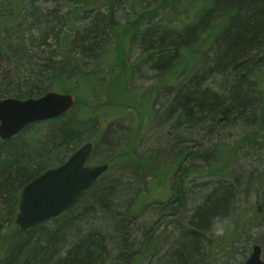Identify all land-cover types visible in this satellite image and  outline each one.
Returning <instances> with one entry per match:
<instances>
[{
  "label": "trees",
  "instance_id": "obj_1",
  "mask_svg": "<svg viewBox=\"0 0 264 264\" xmlns=\"http://www.w3.org/2000/svg\"><path fill=\"white\" fill-rule=\"evenodd\" d=\"M1 1L6 13L0 12V56L19 70L24 66L26 55L32 73L24 78L15 71L12 73L0 67V98L38 97L46 91L58 89V92L73 93L75 103L56 118L31 123L10 139L0 140V231L2 224L8 225L0 235V250L3 251L0 264H137L141 257L136 255L127 232L119 224L112 235L99 228L82 230L84 222L92 219L95 212H102L106 220L134 219L135 209L120 212L111 208L118 195V183L111 178L101 181L109 165L70 210L27 230H21L14 223L23 185L47 168L62 163L75 150L85 136V116L93 114L91 117L95 118L99 110L112 105L103 101V95H100L106 89V73L99 71L100 67L85 71L87 68L79 66L78 58L89 53H95L93 56L98 58L100 53L107 57L113 53L110 63L114 64L118 55L125 51L115 35L119 29L125 38L141 41L148 62L152 55L155 56L150 64L159 69L160 77L173 78L172 82L164 84L175 88L169 111L180 112L186 120H193L197 125L205 121L215 125L220 121L228 122L232 116L244 120L250 115L249 110L258 106L263 124L264 89L260 87L258 93L263 99L260 106V99L254 100L257 103L252 101L249 91L255 92V89L249 87L257 83L262 85L264 0H158L156 6L162 8V14L154 21L144 13V16L139 14L123 23L114 16V0L106 4V13L98 9L100 0H69L73 6L61 14H58L60 11L53 14L41 12L32 6L34 0H29L31 5L26 7L22 6L23 0ZM79 13L92 14L88 25H73ZM68 25L74 31L71 39H67L69 34L64 31ZM107 29L114 38L112 51L98 47ZM50 39L56 40L60 47L57 60L54 59L55 51H46ZM27 42L31 44L29 55L25 51ZM38 49L47 54L40 57V63H31L32 57L37 58ZM200 60L204 69L193 73V67ZM109 68V72L115 69ZM126 69L131 71V67L125 65ZM210 70L220 76L224 93L203 88ZM259 72H262L261 76ZM80 92L97 96L88 110L83 111ZM38 125L45 129L33 138L27 131ZM99 137L102 136L91 137L95 146ZM191 153L190 149L187 155ZM193 154L198 156V152ZM115 156L113 154L111 159ZM225 171L213 174L217 178L201 184L204 193L192 210L188 227L181 229L175 247L167 253L162 264H198L203 232L216 221L234 213L232 207L237 200L238 186L227 178ZM177 174L178 180L173 179ZM186 174L179 166L169 175L171 192L162 210L168 209L173 214L176 208L183 206L187 197L182 185ZM49 222L51 225L47 226ZM253 223L249 220L240 223V234L246 239L252 240ZM14 224L18 227L16 232ZM6 239L10 243L5 247ZM251 244L248 242L247 246Z\"/></svg>",
  "mask_w": 264,
  "mask_h": 264
},
{
  "label": "rangeland",
  "instance_id": "obj_2",
  "mask_svg": "<svg viewBox=\"0 0 264 264\" xmlns=\"http://www.w3.org/2000/svg\"><path fill=\"white\" fill-rule=\"evenodd\" d=\"M100 1L98 9L106 13V4H110L111 0ZM157 3L158 0H114L112 8L115 18L121 23L139 14L144 16V13H147L145 17L149 16L148 19L154 21L162 14V8L157 7ZM1 4L0 0V12L5 14ZM28 5H31L29 0L22 1V6ZM32 6L47 14L57 11L61 14L71 8L73 3L69 0H34ZM91 15L79 13L75 16L73 25H88ZM64 31L70 35L67 39H71L74 31L70 30L69 25ZM115 35L125 51L118 55L114 64L110 63L114 58L113 53L109 57L100 53L98 58L93 56L95 53H89L78 58L79 66L87 68L85 71L100 67L99 71L106 73V89L100 95H103V101L112 105L99 110L98 115H94L95 118L91 117L93 114L85 116V136L75 150L88 139L91 142V137L102 136L99 137L97 146L92 142L93 150L87 165L108 163L109 169L101 176V181L111 178L118 183V195L111 208L120 212L135 209L134 219L106 220L102 212H95L92 219L84 222L82 230L86 232L99 228L112 235L119 224L127 232L136 255L141 257L137 264H162L167 253L175 247L181 229L188 227L192 210L204 193L201 184L213 181L217 178L213 174L226 170L224 174L238 186L237 200L232 207L234 213L216 221L210 229L203 232L200 252L197 254L198 264H240L244 257L242 251L246 250L248 242L262 246L261 259L264 261V122L262 124L259 119L260 109L258 106L251 108L250 115L244 120L232 116L228 122L220 121L215 125L208 121L197 125L193 120H186L185 115L182 116L180 112L169 111L175 88L164 84L172 82L173 78L160 77L159 69L150 64L155 56L152 55L148 62L139 39L129 40L119 29ZM48 42L50 45L46 51H55L54 59H59L58 42L53 39ZM113 45L114 38L111 30L107 29L98 47L104 51H112L110 48ZM25 47L29 55L31 44L27 42ZM47 52L41 53L38 49V59L31 56V63H40V57L44 58ZM26 58L25 55L24 66L18 70L0 56V67L26 78L32 73V67L28 65ZM125 65L131 67L130 72L128 69L124 70ZM202 66L203 61H198L192 72L202 71ZM109 67L115 69L109 72ZM262 72H259L260 76ZM231 77L232 74L229 78ZM184 78L186 77L183 80ZM262 78V85L257 83L249 87L255 89V92L249 91L252 101L257 103L254 100L260 99V106L263 99L258 93L260 87L264 89V73ZM220 80V76L214 75L213 70H210V76L204 79L203 88L223 91ZM230 81L232 84L233 78ZM56 90L50 91L58 92ZM79 94L83 111L94 105L97 99L96 94L91 92ZM261 124L263 126L259 127ZM44 129V126L38 125L30 128L27 133L30 132L36 138V133ZM190 149L192 153L187 155ZM194 152H198V156ZM113 154L116 156L111 159ZM206 157L209 159L205 160ZM179 166L184 174L188 173L182 184L187 197L183 206L170 214L168 209L162 210L161 207L171 192L169 175ZM178 174L173 179L178 180ZM246 220L254 221L251 237L253 242L240 234V223ZM49 223L46 225L50 226ZM6 224H2L0 235L7 230ZM12 226L16 232L18 227L15 224ZM236 230L238 233L235 235ZM9 243L10 240L6 239L5 247ZM2 252L1 248L0 253Z\"/></svg>",
  "mask_w": 264,
  "mask_h": 264
},
{
  "label": "water",
  "instance_id": "obj_3",
  "mask_svg": "<svg viewBox=\"0 0 264 264\" xmlns=\"http://www.w3.org/2000/svg\"><path fill=\"white\" fill-rule=\"evenodd\" d=\"M75 103L71 92L46 91L38 97L0 98V140L5 141L27 125L56 118ZM92 142L74 150L62 163L47 168L20 190L14 223L27 230L70 210L107 170L106 162L87 165ZM259 244L252 246L243 264H264Z\"/></svg>",
  "mask_w": 264,
  "mask_h": 264
},
{
  "label": "flooded vegetation",
  "instance_id": "obj_4",
  "mask_svg": "<svg viewBox=\"0 0 264 264\" xmlns=\"http://www.w3.org/2000/svg\"><path fill=\"white\" fill-rule=\"evenodd\" d=\"M261 210V209H260ZM234 223H236V226H238L239 227V224L235 221ZM238 232H237V230L235 231V235L237 234ZM254 244H257V243H253L251 246H249V247H247L246 248V250L243 252L242 251V254L244 255V257H243V259H242V262L240 263V264H243V262L247 259V257L249 256V254H250V252H251V249H252V246L254 245ZM260 245V244H259ZM260 247H261V252H262V246L260 245ZM261 256V255H260Z\"/></svg>",
  "mask_w": 264,
  "mask_h": 264
}]
</instances>
